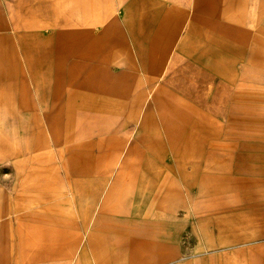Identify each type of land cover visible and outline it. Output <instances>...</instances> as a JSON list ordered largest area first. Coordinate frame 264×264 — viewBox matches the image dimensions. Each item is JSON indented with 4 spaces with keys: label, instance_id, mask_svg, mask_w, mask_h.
<instances>
[{
    "label": "rangeland",
    "instance_id": "1",
    "mask_svg": "<svg viewBox=\"0 0 264 264\" xmlns=\"http://www.w3.org/2000/svg\"><path fill=\"white\" fill-rule=\"evenodd\" d=\"M98 5L0 0V264H264V0ZM105 165L131 173L96 222L76 170Z\"/></svg>",
    "mask_w": 264,
    "mask_h": 264
},
{
    "label": "crops",
    "instance_id": "2",
    "mask_svg": "<svg viewBox=\"0 0 264 264\" xmlns=\"http://www.w3.org/2000/svg\"><path fill=\"white\" fill-rule=\"evenodd\" d=\"M100 1H102V0H82L81 11H83L85 13V17H87L86 19L93 17L92 22L95 21L96 23H99V18L101 17V14L103 12V10H101V8H99V5H98V2H100ZM74 9L77 10V8H74ZM74 9L72 8L71 11ZM4 45H5V42H4ZM7 45H9V44L7 43ZM46 45L50 46V43L46 44ZM44 49H46V47H44ZM17 51L19 52L18 49H17ZM14 55L16 56V53H14ZM54 58H56V57H54ZM56 59H57V66H56L54 72L57 75L58 81H57V88L54 91V94H55V97L57 99H60L61 98V91L63 90V82H65L67 85L65 90H67L68 93L74 94V91H71V89L69 87V80L71 79V75H72V71H71L72 70V64H71L72 62H70L69 60L67 61L69 66H68V69L64 71L63 67H61V63H59L61 58H56ZM16 64L17 63L15 62V65ZM99 70H100V66L97 65L86 76V77H88L86 80H88L90 82L86 84V82H88V81H84V84L88 85V89H90L93 92L92 93L93 97H94V94H96V90H97V86H98V83L95 84V86H94L95 76H96L95 74L97 72H99ZM111 71H113L112 68H111ZM105 73L110 74V71L109 70L105 71ZM109 76H111V78H112L111 74ZM126 76H127V74L124 75V78ZM144 80H146V78H144ZM90 83H91V86H90ZM143 87L147 88V86L146 87L143 86ZM80 89H82V90H79L80 92L88 91V90H85V89H87L85 86H84V88H83V86H80ZM148 93L149 92H147V94H146L145 91H142V90H140V92L137 91V94L135 95L132 103L130 104V109L137 107L139 103L141 104V100L147 98L146 96L148 95ZM47 116H49V119H51L52 114L48 113ZM130 121H131V119H130ZM70 128H71V125L69 124L65 128V131H66L65 133H64V131L59 132V131H57V128H55L54 123L53 124L51 123L50 126L48 127V137L54 141L53 142L54 144L59 143L60 136H64L63 142L66 143L68 141V142L72 143L73 138H72L71 132H69ZM102 137H105V136H101L97 139L87 140L86 143H88V144H90L89 142L99 143L98 139H100ZM110 137H112L116 141L118 140L117 134L113 133L112 135H110ZM68 142L66 144H68ZM83 142L84 141H82L81 143H83ZM42 144H41V137H40L36 141V149H38L39 145H42ZM90 145H92V144H90ZM55 156H57L59 159L62 158L63 152H62L61 147L56 149ZM36 158H37V155H36ZM98 161L100 162V159ZM63 167L71 169L70 168V160L67 159V161L64 163ZM72 170H75V169H72ZM123 170L124 169H122V170L111 169V168H108V166H106V165L97 169V170H93V169L76 170V175H78L79 177H82V178H89V180H90V182L87 183V184H89V185H87V190L93 194V202H92V204L89 202V204H91V205H89V208H91V210L93 212L92 217L96 222L101 220L103 213L106 211L107 205H108L109 201L111 200L113 193L116 192L115 190H117V188L119 189V186L122 183L121 179H125L131 173L129 171H123ZM145 173H146V175L144 178L147 179L148 177H150L148 175V171H146ZM67 174L68 175H66V178H68V179H70V175L71 176L74 175V173H71L70 170H69V173H67ZM133 174H135V176H136L137 173L133 172ZM133 174L131 176H133ZM144 182L151 184L149 182H146V180ZM85 185H86V183L82 184V186H85ZM144 186L145 185L143 184L142 187H144ZM70 194H71L70 196L64 198L58 205H56L57 210L58 209H62V210L64 209L66 211H69V213H66V215L69 217H71V211H73V210L80 211L79 207L77 205V203H78L77 199L75 197L76 193L71 191ZM59 196H61V194L56 195V198H58ZM168 196H169V200H170L171 197H170L169 193H168ZM93 204H94V206H93ZM53 206H55V205H53ZM53 206H51V207H53ZM78 215L81 218V216H82L81 211L78 213Z\"/></svg>",
    "mask_w": 264,
    "mask_h": 264
}]
</instances>
